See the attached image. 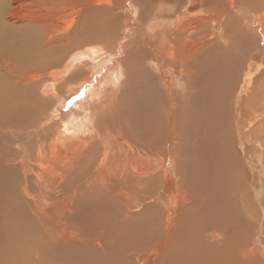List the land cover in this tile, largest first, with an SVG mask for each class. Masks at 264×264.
Masks as SVG:
<instances>
[{
  "label": "rangeland",
  "instance_id": "374dc122",
  "mask_svg": "<svg viewBox=\"0 0 264 264\" xmlns=\"http://www.w3.org/2000/svg\"><path fill=\"white\" fill-rule=\"evenodd\" d=\"M232 1H234L233 6H228V10L232 8L231 11L229 10V13H232L228 14L232 18L229 21L231 25H228L232 26L233 24L230 27L232 45H230L229 51L218 50L215 47L216 49L209 53L204 52L192 61L191 67L196 72L194 78L191 80L188 78V85L182 76L177 79L179 85L177 97L180 100V106L176 112L168 113L164 93L158 86L161 84L160 69L153 61L149 63L144 61V58L138 57V60H142L141 63L150 69L143 68L142 74L131 76L124 84L122 79L118 77L119 80L117 79L114 85L116 92L112 90L108 95L106 92L101 107L96 109L98 112L93 110V122L96 118L98 119L94 123V127L84 134H78L80 143H84V145L82 144L83 147L93 145L92 149H96L97 152L106 149L117 152L115 146L109 148L111 144L107 142V137L119 135L121 132L133 146L142 150L153 146L151 148L152 155L157 157L153 158L154 156H152V159L149 160L151 162L147 166L146 176L143 177V180L136 182L135 179L129 177V171H127L128 177L122 183H127L128 190L131 192L130 196L135 195L134 197H136L130 201L132 204L128 207L119 201L121 199L117 192L119 190L126 192L125 188L118 190L121 187L119 184H113V188L107 191L101 188L93 189L96 184H91L90 180L94 178L95 181L97 175L94 169L91 171L87 169L88 167L93 168L98 161L97 155L93 153L92 158L82 164L86 168H80L82 165L79 166L74 173H70V176L67 177L69 180L64 179L57 189L40 184L34 176L28 178V175H24L21 166L16 161L26 158L24 150L29 149L28 146L35 147L37 139L33 140V138H36V134H40V132L31 134L34 136H31L32 140L29 141V137L20 135V128L28 127L31 121L33 123V118L39 116L37 112H42L44 109L49 114H43L46 118L43 124L49 125L52 119L53 121L56 120L57 124L54 125V129L48 131L50 134L52 131L56 132L55 126L62 123L59 118L68 111L69 106L73 105V102L70 103V101L56 100L48 110L50 103L52 104L51 89H49L50 92L47 91L48 88L43 92L44 89L40 88L44 95L43 101L39 99L40 95L37 88L32 87L28 91L31 92L28 98L37 104L33 109L36 113L31 111L32 117L24 116L30 122L19 119V121L12 123V126L17 127L16 130L19 131H12L15 133H7L3 131L7 127L0 126V154L2 155H0V264H94L96 261V264H102V260H107L108 264H112L111 259L113 261L115 259V262L112 261L114 264H159L160 262V264H182V261L183 264H210V255L216 253L223 254L215 256L216 258L221 256L223 264H264L263 233L259 228L264 221V147L259 153L258 148L256 149L257 140L255 143L245 138L246 144H243L242 151H240L241 147H238L239 142L236 139L238 138L236 134L239 133H235L234 128H232L236 92L245 66L251 61L253 68L250 67V69L253 74L243 89L245 93L248 92V98L243 99V106L241 107V110H249V113L244 123H241V127L243 129L255 128L252 131L253 139L255 137L260 138L264 146V0H251L252 3L249 0ZM161 2L174 3L176 0H154V3ZM246 4L250 5V8ZM165 5L158 4L157 6L156 4L153 9L147 8L151 11H147L148 13L146 12L145 15L152 13L148 19L150 23L155 19L156 8L166 10ZM177 5L179 7L180 2ZM137 11L139 9L133 8L131 0H125L121 8L115 9V15H108L112 24L118 22L119 26L124 28L119 31L111 25L109 29L110 32H114L111 35L115 34L114 42L117 43V46L119 43L120 45L128 43L130 36L137 30L135 26V22L139 21L136 20ZM179 11V19L181 20L186 14L183 13L182 8ZM139 22L141 23V21ZM90 23L94 26L91 24L90 29H87L86 26ZM149 25L146 21L142 24V30L138 34L136 33L138 38L140 35L142 39L150 37ZM96 27L97 25L92 18L90 21L83 22V25L80 24L76 32L71 31L72 42L83 41L86 32L87 34L99 32ZM209 36H213V34L210 33ZM134 41L129 42V49H132ZM223 41V47L227 44L229 46V40L224 39ZM125 51L127 52V49ZM114 52L112 51L107 55L109 60L102 66L104 69H101L98 78L110 68L113 69L112 66L118 58L126 57V52L122 55H118L117 51ZM248 52L252 56L246 59ZM225 55L226 58L223 57ZM71 58L69 57V59ZM72 64L74 65L71 61ZM230 74H233L234 77ZM80 75H76L72 82L81 78ZM58 77L60 78L59 82L62 78L61 76ZM45 82L47 80L43 81L42 85ZM93 84L95 85L94 82ZM188 86L191 92L184 93ZM60 88L65 89V86ZM235 88L236 90H234ZM62 91L64 92V90ZM4 93L8 94L7 91ZM118 95H120L119 98ZM83 96L84 92H80L77 97L81 103L86 101ZM73 101L75 102V100ZM55 104L58 106L56 110L53 108ZM250 104L252 106L248 107ZM252 110L254 112H251ZM95 113H99L101 116L97 115V117ZM245 113L246 111L243 115ZM41 123L38 122L37 124ZM169 132L171 136L168 138ZM50 134H48L49 138ZM46 136L43 137L45 141L48 140ZM225 142H233L234 145L231 147ZM95 143H97L96 147ZM26 145H28L27 148ZM165 147L169 148L168 155L163 154ZM32 150L29 151L31 156L33 155ZM11 164L16 167L11 166ZM139 165L142 169L144 168V164L140 160ZM140 182L139 189L134 188ZM90 185L94 186L90 187ZM23 189H25L26 194ZM186 190L187 193L191 194L190 201L187 203L188 207L195 208H188V211L203 213L202 216L200 214V217L209 223L200 224L209 225L211 223L209 229L217 227L213 219L214 214L216 212L223 214V211H216V209L219 206L220 210L224 208L226 220L224 219L225 227H223L221 243L217 246L209 245L204 238L194 237L197 242L194 245L196 250H192L191 255L189 251L185 255L182 250H179L177 253L172 254L171 252V255L169 254V262L167 261L168 258L160 261L158 254L163 253V248L158 244V239L156 240L158 236L155 232L156 224L154 226L152 222L155 223L158 219L163 218L162 215L166 208L168 210L165 211L164 215L170 212L171 197L175 198V203H177L181 192L184 193ZM42 193L43 195H41ZM65 200L68 201V208H66L67 202ZM208 216L210 217L209 220ZM58 227H61L63 232ZM54 228L57 236L55 233L51 234L55 231ZM206 233L207 231L204 232V235ZM192 235L193 233H191ZM77 240L78 243H75ZM68 242L70 243L68 244ZM137 244L141 245V248ZM121 247L124 254L121 253ZM132 247L137 251L133 250ZM179 260L182 261L179 262Z\"/></svg>",
  "mask_w": 264,
  "mask_h": 264
},
{
  "label": "bare ground",
  "instance_id": "6f19581e",
  "mask_svg": "<svg viewBox=\"0 0 264 264\" xmlns=\"http://www.w3.org/2000/svg\"><path fill=\"white\" fill-rule=\"evenodd\" d=\"M124 1L125 0H105V1L103 0H0V126H2L3 128L7 127L5 128V130H3L7 133H15L12 131H17L16 130L17 127H13L14 125L12 126V123L17 122V120L19 121V119L21 120L23 119L24 122L28 121L26 117L29 118L32 115L31 111L34 112L33 109L35 106H37V104H35L34 101L28 98L31 93L28 91L32 87L37 88L40 95L39 99L41 101H43L44 98L43 97L44 95L42 94L41 90L44 89L43 92H45L46 91L45 89L47 88H48L47 91L49 92L52 90L50 94L52 104L50 103L48 110H50V108L52 107V105L56 100L59 101L62 100L61 102L64 101H68V102L70 101V103L73 102V105L69 106L68 111H66L63 114V116L59 118L62 123H58V125L55 126L57 129L56 132L52 131L51 134L48 132L50 129H54V125L57 124L55 118H54L55 121H53L52 119L53 122L50 120L51 124L49 125L43 124L45 123L44 120L46 119L43 114H49L47 113V110L44 109H42L43 110L42 112L39 111H38L39 113L37 112L39 116L37 118L36 117L33 118V123L31 121L32 125L31 123H29L28 127L20 128L21 129L20 135L21 136L24 135V137H29L28 138L29 141L32 140L31 138L34 136V135L32 136L31 134L38 132H40V134L39 133L36 134L37 135L36 138L35 137L33 138V140L37 139V142L35 143V147H30L28 146L29 144L26 145V148L28 146L30 149V150L29 149L24 150V153L26 154V158L23 160L16 161V163H19V165L21 166L20 168H22L24 175H28V178L29 176H34L37 182H39L40 184L57 189L61 186L64 179L70 176V173H74L79 166L84 164L86 160L91 159L93 153L94 155H97L98 161L96 162V164L93 163L95 165L93 168L88 167L87 169L89 171L94 169L97 176L95 181L94 178L93 180H90L91 184L95 183L96 185L95 186L90 185V187L94 186L93 189L101 188L102 190L107 191L108 189L113 188L114 186L113 184L115 183L116 185L119 184L121 187H119L118 190L121 188H125L126 190V192L122 190H119L117 192V194L120 196L119 198L121 199L119 201H121L122 203L125 204L126 207H128L130 204H132L130 203V201L136 199V197H134L135 195L131 197L130 196L131 192L128 190L127 183L126 184H122V183H124L125 178L128 177L127 171H129V177L135 179L136 182L143 180V177L146 176L145 172L147 171V166L151 162L149 160L152 159V156H154L152 155V149H151L153 148V146L152 147L150 146L151 148H146V150H142L136 146H133V144L122 134V132L121 133L119 132L120 133L119 135L116 136L112 135L107 137V142L111 144L109 148L111 146H115L117 148V152L112 151V149H106V150H102L103 152L102 151L97 152L96 149L95 150L92 149L93 145L83 147L82 144L84 145V143H80L81 141L78 138L80 136L78 134L80 133L84 134L86 131L90 130V128L94 127V123H96V120L98 119L95 117L96 120L94 119L95 122H93V114H94L93 110H96L97 108L101 107L100 105L104 101V96L106 92H107L106 95H108V93L114 90V85L118 77L122 79L124 84L126 83V81H128L131 78V76L142 74L141 70L143 68H146L148 70L150 69L147 68V66L143 65L141 63L142 60L139 59L140 60L139 61L138 57L144 58L145 59L144 61H147L149 63L153 61L155 65L158 67V69H160L161 84L158 86L161 87V90L164 93V99H165V104L167 105L168 108L167 109L168 113L172 112L173 114V112H176L180 106V100L177 97L179 93L178 90L179 85L177 79L180 78V76H182L185 79L187 85L189 84L188 78L191 80L196 75L195 69L191 67L192 61H194L202 53L204 52L209 53L210 51L216 49L215 47H217L218 50L222 49L225 51H229V47L230 45H232L230 27H232L233 24L232 26H230L231 24L229 23V21H231L232 18L228 14H231L232 12L229 13L230 9L228 10V6L232 7L234 1L176 0V2L174 3L171 2L154 3V0H131V4L133 8L135 10L139 9V11H137L136 13V20L141 21V23L139 21L135 22V26L137 27V30L133 32L132 35L133 37L130 36L131 38L129 39L130 43L136 40L134 41V45H132V49H129L130 48L128 46L129 42L121 45L119 43V46H117V43L114 42L115 34L111 35L114 32L109 31L111 25L115 27V30L119 29L120 31L121 29H124L123 27H120L119 23L116 21L115 24H112L110 19L108 18L109 14L111 15L116 14L115 9L121 8V5L123 4ZM250 1L251 0H249V2ZM179 2L180 5L178 7L177 4ZM252 2L253 1H251L250 3ZM156 4L157 6L158 4H162V5L166 4L165 8L167 9L163 10L162 8L157 7L156 13L154 15L155 19L154 21L151 22L152 23L151 24L148 19L150 18L152 13L150 12L148 15L145 14L147 11L149 10L151 11V9L148 10L147 8L153 9V7L156 6ZM247 6L249 7L250 5ZM181 8L183 10V13L186 14V16L182 17V19L180 20L179 10ZM245 9L247 8L245 7ZM130 11L132 12V9ZM91 18L96 23L97 25L96 29L99 32L97 33L94 32L89 34H87L86 32L83 41L73 43L72 42L73 36L71 31L76 32L80 24L83 25V22L88 20L90 21ZM145 21L147 24H150L149 29L151 30V35L149 38L144 37L145 39H142L141 35L138 38L137 34L139 31L142 30L141 29L142 24ZM91 24L92 23L88 24L86 28L90 29L89 26ZM209 32L212 33L213 36H209L210 34ZM224 39L229 40V46L228 44L225 45L224 47L222 46L224 44L223 41ZM126 49L127 52L125 51ZM112 51L113 52L117 51L118 55L119 54L122 55L124 54V52H126V57L123 56L124 58H120V59L118 58V60L115 61L114 65L112 66L113 69L110 68L109 71H106L105 74L104 73L101 74L102 76L98 78V74H100L101 73L100 71H102L101 70L103 68L102 66L106 64L109 60L107 55ZM246 55H247L246 59H249V56L250 57L252 56L249 55V52ZM69 57L72 58L69 59ZM223 57L226 58V55ZM71 61L74 63V65L73 64L71 65ZM252 66H251V61L245 66V71L243 72L241 76V81L239 82L240 84L238 83L239 88L238 91L236 92L237 95L235 96L236 97L234 102L235 111H234V117H232V121H233L232 128H234L233 130L235 131V133H239L236 134L238 137L236 139L239 142L238 147H241L240 151H242L243 144H246L244 140L245 138H247V140L254 141L255 143H256L255 140H257L256 149L258 148L257 150L260 153L261 148H263L264 146L263 143L260 141V138L255 137L253 139L252 131L255 128L252 129V127H250V129L247 128L248 129L247 130L241 127V123H244L245 118L249 113V110L248 111L246 109L241 110V107L243 106L242 105L243 99L248 98L247 95L248 92L245 93L243 89L245 88L244 87L245 83L249 82L252 77L253 74V72L251 71V69L253 68ZM76 75H80L82 77L72 82L73 78H75ZM230 75L234 77L233 74ZM58 76H61L62 78V80H60L59 82L58 80L60 78ZM46 80L47 82H45L42 85V82ZM93 82L95 83V85L93 84ZM64 86L65 89L60 88ZM40 88L42 89L40 90ZM189 88L190 87L188 86V88L186 89L187 91H185L184 93H190L191 90L189 91ZM246 89H248V87H246ZM5 90L7 91L8 94L4 93L6 92ZM61 90H64V92L63 91L61 92ZM234 90H236V88ZM80 92H84L83 97H85L84 100H86L84 103L83 101L81 103V100L77 98L80 95ZM242 93L245 94L242 95ZM119 96L120 95H118L117 97L119 98ZM73 100H75V102ZM251 106L252 105L250 104L248 107ZM53 108L56 110L58 108L57 104H55ZM245 111L246 113L245 115H243ZM96 112L98 111L96 110ZM251 112H254V110H252ZM34 113H36V111ZM95 114L96 116L97 115L99 117L101 116V114L99 113H95ZM56 119L58 120V118ZM38 122H42V123L38 125L37 124ZM16 125H18V123H16ZM41 128L44 129L42 130ZM48 134H50V138ZM45 136L48 137L47 141L43 139V137L45 138ZM167 136L168 138L171 136L170 132L168 133ZM96 144L97 143H95V147ZM225 144L229 146L234 145L233 142L231 143L225 142ZM244 147L246 146L244 145ZM164 149L163 151L165 152L163 154L168 155L169 148H166V150ZM26 150L28 151L25 152ZM31 150L33 153L32 156L29 153V151ZM23 155L21 156L23 157ZM245 156L247 155L245 154ZM156 157L157 156H154L153 158ZM10 158L12 159V157ZM139 160L144 164L143 169L139 165ZM9 162H13V161L9 160ZM12 164H15V162H13ZM12 164L11 166L16 167L15 165ZM80 168H86V167L82 165V167ZM215 168L217 169L216 166ZM9 180L10 179H8V181ZM140 185L141 182L140 184H136L134 188L139 189ZM23 191L25 192V189H23ZM187 192H188L187 190L184 193L181 192L180 196L178 197L179 201L177 203H175L176 199L171 197L170 212L168 211L169 213L164 215L165 211L168 210L166 208V210L162 215L163 218L158 219L155 223L152 222L153 225L156 224L155 232L158 234L156 240L158 239L159 242L158 244L163 248V253L158 254L160 259L157 258L160 261L162 259L168 258L167 261L169 262L170 259L169 254L171 252L172 254L177 253L179 250H182L185 255H187V252L189 251L191 255L192 250H196L194 245L197 242L195 241L194 237L195 238L200 237L202 239L204 238L205 242L209 245L217 246L219 245V243H221L223 237V227H225V220H226L224 218V213H225L224 208L222 207L223 209L220 210V206H219L216 209V211H223V214L218 212L214 214L213 219L217 227L209 229L208 227L209 225H211V223L209 225L200 224L203 222L204 223L208 222L206 219L204 218L202 219L200 217L201 213L199 214L198 211L196 213H192L188 211V208L190 209L192 206L188 207L189 205L187 203L190 201L191 194ZM41 195H43V193ZM66 202H67L66 208H68V201ZM66 208L64 209L66 210ZM38 209L40 210V208ZM53 212H55V210H53ZM42 213L41 215L43 217L44 215ZM45 215H49V214H45ZM209 218L210 217L208 216V220ZM230 220L232 219L230 218ZM259 228L263 233L262 239L264 241V221L260 224ZM54 230L55 231L51 233L52 235L54 233L55 235L57 234L55 228ZM206 231L207 233L204 235V232ZM191 233H193L192 236ZM202 239L199 240L201 241ZM69 243L70 242H68V244ZM75 243H78V240L75 241ZM88 246L90 245L88 244ZM138 246L140 247L141 245ZM132 248L133 250H135L134 247ZM120 249H121V253H123L122 247ZM128 249L130 251V248ZM201 255L205 256L203 254ZM219 255H223V254L222 253L211 254L209 261L210 264H223V258L221 256L218 258L215 257ZM102 261H103L102 264H108L107 260H102ZM112 261L113 260L111 259V263L114 264L113 262H115V259L113 262ZM180 261L182 260H179V262ZM220 261L222 262L220 263ZM96 263L94 262V264Z\"/></svg>",
  "mask_w": 264,
  "mask_h": 264
}]
</instances>
